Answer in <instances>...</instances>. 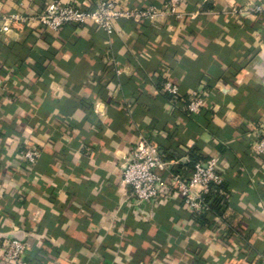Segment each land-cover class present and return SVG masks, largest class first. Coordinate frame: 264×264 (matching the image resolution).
I'll return each mask as SVG.
<instances>
[{
    "label": "crops",
    "instance_id": "1",
    "mask_svg": "<svg viewBox=\"0 0 264 264\" xmlns=\"http://www.w3.org/2000/svg\"><path fill=\"white\" fill-rule=\"evenodd\" d=\"M48 1L0 0V17L37 15ZM248 4L263 11L233 14ZM180 11L188 17L119 19L110 35L91 23L58 34L35 23L0 29V243L26 240L31 264H264V155L254 151L264 0H184ZM196 91L205 106L191 116ZM140 135L179 173L216 159L221 214L201 223L175 193L131 208L121 169ZM30 147L33 165L18 160Z\"/></svg>",
    "mask_w": 264,
    "mask_h": 264
},
{
    "label": "built area",
    "instance_id": "2",
    "mask_svg": "<svg viewBox=\"0 0 264 264\" xmlns=\"http://www.w3.org/2000/svg\"><path fill=\"white\" fill-rule=\"evenodd\" d=\"M184 0H165L162 8L147 7L133 9L122 7L120 0H92L89 5H75L61 0H49L37 15L21 14L0 17V29L4 34L11 31L15 24L35 23L44 33L58 34L66 27H81L93 24L107 34L114 31V23L119 19H129L135 23L153 22L157 17H170L183 20L188 15L180 11ZM263 11L260 5L248 4L233 10L240 18H248ZM116 73L119 71L115 70ZM164 92L171 101L178 100V87L170 81L162 84ZM202 91L191 94L186 105L189 115H199L205 99ZM254 151L258 156L264 155V131L257 135ZM39 151L30 147L18 155L22 163L33 165L39 158ZM121 184L128 189V203L135 211L144 204L179 195L184 206L197 218L210 213L209 203L204 199L212 185L222 182L217 169L216 159L199 160L186 173L175 172L171 162L165 161L160 149L148 137L139 136L130 149L121 169ZM222 194V192H219ZM0 250L6 264H31L29 244L17 236H10L0 243Z\"/></svg>",
    "mask_w": 264,
    "mask_h": 264
},
{
    "label": "trees",
    "instance_id": "3",
    "mask_svg": "<svg viewBox=\"0 0 264 264\" xmlns=\"http://www.w3.org/2000/svg\"><path fill=\"white\" fill-rule=\"evenodd\" d=\"M201 160L200 158H195L190 166V170L193 167V164L197 161ZM176 172V171H175ZM226 190V186L221 183L219 185H212L211 190L208 194L204 195V199L207 203H209L210 213L208 214H201L197 216V220L201 223H209L211 222V215H220L221 208L225 206L226 199L225 196L220 194L219 192H224ZM225 194V193H224Z\"/></svg>",
    "mask_w": 264,
    "mask_h": 264
}]
</instances>
